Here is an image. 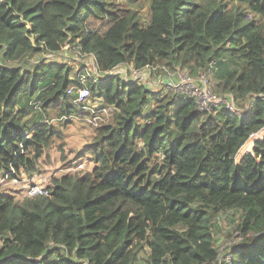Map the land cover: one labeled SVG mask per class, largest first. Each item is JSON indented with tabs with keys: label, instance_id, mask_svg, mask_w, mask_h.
Listing matches in <instances>:
<instances>
[{
	"label": "trees",
	"instance_id": "trees-1",
	"mask_svg": "<svg viewBox=\"0 0 264 264\" xmlns=\"http://www.w3.org/2000/svg\"><path fill=\"white\" fill-rule=\"evenodd\" d=\"M66 46L102 73L167 65L197 76L213 65L218 92L252 103L242 117L204 113L118 74L90 81L115 108L88 146L94 165L54 178L49 195L0 190V264H213L216 218L229 210L246 236L230 264H264V137L237 160L264 127V0H0V179L35 172L58 135L27 118L86 112L67 92L85 66L73 76L48 61Z\"/></svg>",
	"mask_w": 264,
	"mask_h": 264
},
{
	"label": "rangeland",
	"instance_id": "rangeland-1",
	"mask_svg": "<svg viewBox=\"0 0 264 264\" xmlns=\"http://www.w3.org/2000/svg\"><path fill=\"white\" fill-rule=\"evenodd\" d=\"M142 13L144 22H147L148 8L145 7V9L142 10ZM87 59L93 65V68H91L93 74V70L96 65L95 57L93 55H82L76 48L66 46L59 54H57V56L49 57L48 61L63 63L65 65L71 66L73 68L71 75L75 76L78 69L84 66V61ZM40 60V56H36L33 59L29 60L24 65L25 69L28 71H32L35 67V63H38ZM117 76H119L121 80L125 82L124 77L120 73H118ZM149 76V78L145 77V79L140 82L142 84H145L152 91H155V96H157V94L159 93L161 96L164 94L167 96H173L172 92L167 91L164 87L154 84V73L149 74ZM212 80L215 89V76L213 74ZM125 84L130 83L125 82ZM92 99L93 101L103 103V101L99 98L95 99L92 96ZM153 102L154 99L146 109H150L153 106ZM238 105L240 107L246 106V104L241 101ZM78 113H80V111ZM60 115V111H56L53 109H50L49 112H46L45 114H43L42 111L39 110L37 111L36 116H31L26 120L27 122H29L28 124L32 126L34 121L36 120V117H38L39 120L41 119L42 121L48 122V124L53 126L54 129L58 131V135L53 138L51 146L39 159L37 170L33 173H27L28 179L30 180L29 182H32L33 177L35 180H37L38 176L42 175L51 178L50 180H48L49 185H51L53 183V179L56 177H60L66 174L82 175L85 171L90 170L94 165L92 153L87 150L88 146L94 143V137L96 134V126L89 121L92 116L91 113L87 111L84 113V115H74L73 117L68 119L60 118ZM104 119L105 120L100 124L113 122L114 116L111 113L107 116H104ZM244 146L238 152L237 160H239L241 156L249 150L247 149V147H251V144L248 141V146L245 148ZM81 163L84 164V168H82L81 170L75 169ZM21 176L22 178H25L23 174H21ZM0 190H4V193L7 194H14L17 199H24L25 197H28L22 185L14 186L12 185V183H10V181L0 182ZM240 213L241 212L236 210H229L219 214V217L216 218L217 221L215 220L216 227L214 232L216 236L217 248L220 250L221 256L230 254L231 251L228 249L232 245H234L237 236L242 235L237 228L240 221ZM243 237V240L245 241L246 236ZM141 256L144 259L147 254L143 252ZM137 264L142 263L138 262Z\"/></svg>",
	"mask_w": 264,
	"mask_h": 264
},
{
	"label": "built area",
	"instance_id": "built-area-1",
	"mask_svg": "<svg viewBox=\"0 0 264 264\" xmlns=\"http://www.w3.org/2000/svg\"><path fill=\"white\" fill-rule=\"evenodd\" d=\"M84 66L85 70L78 76L80 85L69 87L67 92L68 94L75 95L74 103L78 107L91 113L92 116L89 121L95 126L99 125L101 121H104V116L111 114L115 108L109 104L103 105L101 102L93 101L89 82H97L102 78L115 76L118 73L124 77L125 82L129 83L134 81L140 82L145 79V77L149 78V74L154 73L156 80V82H154L155 85L164 87L175 96L193 98L196 101L198 109L204 113H210L217 108H225L229 113L234 114L237 117H242L252 103L251 101L248 105L246 104V106L240 107L238 105L239 102L232 94L216 91L212 80L213 65H211L212 68L200 73L197 76L193 75L187 68L171 69L167 65H156L139 69L135 68L133 64H123L115 67L107 73L100 72L97 65H95L93 74L91 70L93 65L88 59L84 61ZM263 137L264 127L258 132L251 134L248 139V141L251 140V142H249L251 147H247V149H249L248 151H252L255 141ZM82 168H84L83 163L75 169L81 170ZM21 174H23L25 178H22ZM50 179L51 178L49 177L39 175L37 180L33 177L32 182H29L30 180L28 179L26 172L21 171L20 173H17L15 169H12L11 172H7L2 176L0 182L10 181V183L14 186L22 185L26 194L32 197L49 195L50 185L48 180ZM242 235L237 236L234 245H232L228 250L244 241V237ZM218 253V262L213 264H230L233 257L231 253L228 255L226 254L227 256H221L219 249Z\"/></svg>",
	"mask_w": 264,
	"mask_h": 264
},
{
	"label": "bare ground",
	"instance_id": "bare-ground-1",
	"mask_svg": "<svg viewBox=\"0 0 264 264\" xmlns=\"http://www.w3.org/2000/svg\"><path fill=\"white\" fill-rule=\"evenodd\" d=\"M249 142H251V140H249ZM247 146H248V143L244 146V148L247 147Z\"/></svg>",
	"mask_w": 264,
	"mask_h": 264
},
{
	"label": "clouds",
	"instance_id": "clouds-1",
	"mask_svg": "<svg viewBox=\"0 0 264 264\" xmlns=\"http://www.w3.org/2000/svg\"><path fill=\"white\" fill-rule=\"evenodd\" d=\"M62 118H64V117H62ZM64 119H66V118H64Z\"/></svg>",
	"mask_w": 264,
	"mask_h": 264
},
{
	"label": "crops",
	"instance_id": "crops-1",
	"mask_svg": "<svg viewBox=\"0 0 264 264\" xmlns=\"http://www.w3.org/2000/svg\"><path fill=\"white\" fill-rule=\"evenodd\" d=\"M154 82H156V80Z\"/></svg>",
	"mask_w": 264,
	"mask_h": 264
},
{
	"label": "water",
	"instance_id": "water-1",
	"mask_svg": "<svg viewBox=\"0 0 264 264\" xmlns=\"http://www.w3.org/2000/svg\"><path fill=\"white\" fill-rule=\"evenodd\" d=\"M242 157V156H241Z\"/></svg>",
	"mask_w": 264,
	"mask_h": 264
}]
</instances>
